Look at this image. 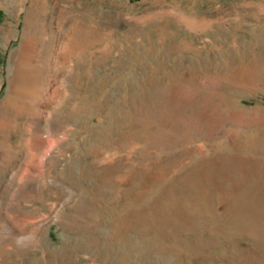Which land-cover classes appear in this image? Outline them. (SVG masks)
<instances>
[{
  "label": "rangeland",
  "instance_id": "rangeland-1",
  "mask_svg": "<svg viewBox=\"0 0 264 264\" xmlns=\"http://www.w3.org/2000/svg\"><path fill=\"white\" fill-rule=\"evenodd\" d=\"M26 36L57 93L30 145L34 191L4 197L29 239L1 264H264V0H0V106ZM244 177L255 219L226 222L221 198ZM170 192L184 221L138 215Z\"/></svg>",
  "mask_w": 264,
  "mask_h": 264
},
{
  "label": "bare ground",
  "instance_id": "bare-ground-1",
  "mask_svg": "<svg viewBox=\"0 0 264 264\" xmlns=\"http://www.w3.org/2000/svg\"><path fill=\"white\" fill-rule=\"evenodd\" d=\"M37 41L35 36H26L21 47L12 53L8 93L0 106V174L6 172L9 164L16 158L19 148L25 146L28 150L25 167L8 176L4 181L3 192L0 195V254L3 245L15 243L25 248L29 239L28 234L11 223H7L1 216L5 206L4 197L8 196L9 202H11L31 195L34 191L40 177L34 166L36 153L30 145L42 137L44 116L49 111L50 104L57 93V89L50 82L51 76L44 70L48 63L36 54L39 48ZM75 45V39L70 35L59 38L54 68L57 69L62 64L60 62L61 59H64L63 56ZM45 55L47 54L45 53ZM244 73L248 74L249 71ZM20 117L23 118L22 121H20ZM20 130L25 131V137L23 138V146L19 144L20 147H18V145L13 144L12 135ZM5 146L8 147V150L4 149ZM198 187L202 188L200 191L208 197V193L203 190L204 188L201 185ZM245 187H247V182L244 177L240 183L233 184L223 194L220 207L225 212L224 219L226 222L254 221L256 215L251 206L257 202L258 194L256 191H251L245 196L243 193ZM168 196L162 204L159 202L155 207L140 209L137 212L138 215L162 220L167 227L184 221L186 215L178 206L180 199L175 192H170ZM194 196L195 194L191 195V197Z\"/></svg>",
  "mask_w": 264,
  "mask_h": 264
}]
</instances>
